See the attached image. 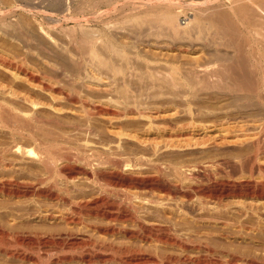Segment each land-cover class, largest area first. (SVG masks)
Segmentation results:
<instances>
[{
	"label": "bare ground",
	"instance_id": "bare-ground-1",
	"mask_svg": "<svg viewBox=\"0 0 264 264\" xmlns=\"http://www.w3.org/2000/svg\"><path fill=\"white\" fill-rule=\"evenodd\" d=\"M61 4L57 5L58 8L53 5V8L55 6L56 9L52 10L57 13L63 12L62 14H64L67 12L69 14L70 5L63 8ZM33 7L35 6L31 8ZM34 9L36 10V7ZM37 9L39 8L37 7ZM51 12L36 11L35 13L38 14H33L36 17H43V21L46 19L55 24L51 30L44 28L47 25L40 24L37 31L38 34L40 33V35L47 38L46 40H51L50 43L55 41L57 45L58 38H55L54 33L62 29L60 30L62 34L63 31L64 34H67L64 30L66 28L62 26L61 22L63 23L70 16L66 13L68 17L64 15L63 20L58 16L56 18L57 13L54 12L55 15H53V12ZM83 12L85 14L86 11ZM241 13L243 12L241 11ZM262 13L256 14L263 15ZM95 14L97 15L98 12ZM218 14L221 16V13ZM177 15L166 13L163 16V22H167L169 32H172L176 38L180 36L183 38L184 35L189 34V29L187 30V27H183L179 23V16ZM245 15H247V12L243 13V16ZM72 16L74 17V15ZM76 16L72 20L76 19ZM220 16L216 15L215 19L217 20H215V24L213 23L214 25L210 23L217 31V35L221 36L223 32L226 35V32H230L232 29L230 26L236 27L235 34L232 33V38H234L233 35L242 33H239L240 27H237L236 23V25L233 23L228 25L225 22L227 18L225 16L220 18ZM243 16L241 15L245 19L246 16ZM263 16H256L262 18L261 23L262 20L264 23ZM36 17L35 19H37ZM96 17L92 16L93 19H96ZM239 17L236 20H239L237 23L242 20ZM163 19L160 18V20ZM91 20L89 19L88 22ZM260 21L258 19V26L261 24ZM9 23L10 25L7 26L11 31L7 32L15 33L18 36L17 41L30 43L35 41L34 38L37 41L38 38L45 40L35 35L36 31L31 34L24 30L23 32L22 29H19L17 23L16 25ZM78 25L79 28L83 29V31L80 29L81 32H85V35L82 34L85 37L80 39H87L90 42V37L95 36H91L95 34L94 31L89 36L87 32L90 34L91 28H86V31L84 25ZM197 26L199 28L200 25ZM259 27H254V30L258 31ZM69 29L66 32L69 33ZM262 29L264 28L262 27ZM257 31L255 33L259 36L260 31H258L259 33ZM228 32L227 34H229ZM75 33L77 32L75 31ZM96 33L98 34V32ZM108 33L112 34L111 31L108 32V29L99 32L100 37L106 39L104 40L106 44L102 42L105 45L103 49L123 55L124 51L114 43L116 38L112 34L110 39L113 41L108 39ZM6 35L10 34L7 33ZM11 35L10 37H12ZM71 35L73 41L75 39L74 32ZM99 35L94 38L97 39L96 37H99ZM10 37L8 36L9 40ZM225 38V36L224 39L218 37V39L211 41V47L215 50L209 54L216 59L218 69L210 73L204 70V77L197 79V85L190 83L189 79L185 85L176 83L168 85V81L159 86L119 84L116 80L112 81L110 75L115 76V74L123 73L124 68L118 65L112 57L105 56L101 49L91 46L90 50L93 49L88 60L82 59V57L78 58L75 54H73L75 56L71 55L72 52H68V49H65L67 52L62 51V49L61 51L65 52L64 54L71 53L67 55L59 53L57 56H59L60 61L58 59L57 61L60 63L55 62L56 64H52L53 61H49L50 58L45 57V53L40 54L39 50H35L37 47L34 43L36 42L30 43L31 47L35 48L33 50L30 45H27V52L35 51L34 54H37V56L31 54L36 57V61L42 57L41 60L46 65V71L48 70L47 67L52 65L49 69L50 74L45 73L42 77L33 72H26L27 69L25 70L24 66L21 65H28L29 58L27 56L31 55L29 52L28 55L26 53V56H24L27 58L22 57L24 61L21 59L20 65H13V68H10L12 64L9 65L10 67L5 65L3 69L9 71L16 81L21 80L20 73L25 74L26 79L23 76L21 82L25 81L27 86H9L0 83V264L76 263V257L73 258L75 255L72 252L70 253V255H73L71 257L70 255L66 257V254L64 256L62 253L63 256L60 255L58 260L56 259L57 262H50V254H52V251L56 252L62 249H70L71 251L79 243L91 248L92 252L110 253V258H108L107 256L97 255L96 252L88 254L90 252L88 251V255L82 256L80 254L82 257L77 259L81 260L79 261L80 264H94L98 261V264L112 262L113 264H264V182H243L239 179H237L239 182L236 179L227 181L225 178H223L225 180H221L222 178L216 180L215 178L219 177V174L218 176L217 174H215L216 176L211 175L214 176L216 181H213L210 176L212 183L215 182V189L209 188L207 193H204L209 198L207 199L208 202L206 200V202L202 200H196L195 202L193 201L195 195H190L192 193L187 194L182 190L185 193L183 194L176 191L177 188H180L178 187L179 182L182 185L184 181L190 180L193 182L192 179L195 180L194 178L197 176H200L199 179L204 178L205 175H200L202 172L207 173L210 171L211 174V171H215L214 173L218 171V173L222 172L220 175H225V170H229V174L232 175L231 171L235 170L232 173L237 172L238 168H259V171L264 172V158H261L257 153L260 143L264 141V74L261 71L262 76H260L262 78L257 79L258 76L254 78L253 63L251 65L249 64L250 61L241 58L242 55L246 56L245 51L243 53L240 50L244 48L241 47V41H229ZM247 39L249 41V38ZM263 39L264 36L260 40ZM258 42L260 41L258 40ZM247 44L250 45V42H247ZM258 45L260 46V43ZM219 48H226L227 51L228 49H235L239 56L237 55L235 58L232 53H225L226 50L223 49L225 51L223 52ZM255 48L253 47V50ZM164 49H172V47L168 46ZM43 50H46V48H43ZM253 50V53H250L251 55L254 54ZM240 52L243 54L241 55ZM259 53L258 51L257 54L259 55ZM60 54H63V56H60ZM260 54L263 57L264 53ZM256 57L254 59L258 61L259 59ZM26 59H28L27 62ZM246 62L252 66V70L247 69ZM262 63L259 61L257 65H263ZM44 64L42 66H45ZM83 66L88 67L84 69ZM195 66L200 67V64L196 63ZM34 68H32L33 71ZM254 70L257 69L254 68ZM37 72L39 71L37 70ZM66 75L69 77L68 84L62 85L59 79ZM55 84H58L59 87H56ZM212 93L227 98L228 101L224 99L222 100L225 101L224 104L222 102L221 105L216 104L214 107L210 106L209 102H203L205 95L207 97L208 94ZM166 109L172 110L174 113L176 111L175 115L173 113L172 116L170 115L171 120V117L176 115L178 119L187 118L184 120L187 121V124L184 125L183 121L185 127L188 125L191 127L196 126V123L200 124L199 127H203L205 124L213 123L216 119L229 121V123L233 119H241V122L246 123L253 122L258 130L256 136L260 141L237 143L235 144L236 151L222 148L225 144L222 146L220 144V147L214 146V144L213 147H208L207 142H205L207 149H202L205 152L207 151L206 154L210 153V156L206 155V157L203 154L205 157L200 160L199 158L197 160L191 159L193 161L179 164H176L172 159L167 160V157L163 158L166 160L164 161L161 154L167 155V153H173L176 150L181 151L187 145L182 146L180 143L176 145L172 142L173 145L171 142H166L162 147V143L154 142L155 139L153 143L145 139L147 138L145 137L146 132L154 128L157 119L154 113L164 112ZM205 144L198 145L206 148ZM190 145H192L191 142L188 143L187 147ZM249 145L254 148L253 154L249 151ZM159 157L163 162L160 161ZM167 161L169 162L165 165L164 163ZM162 163L166 169L169 168L170 174L172 172L175 174H173V177L176 176V179L173 178L175 182L178 179L177 186L169 180V182H172L171 184L175 185L176 189L174 190L171 189V185H162L166 182V180L164 182L161 180L164 179L160 175L164 168ZM169 170L168 172H170ZM153 171H158L160 176L158 178L154 177L156 174L154 173L153 176ZM206 176L208 175L206 174ZM171 177L169 178L172 179ZM196 180L198 179L196 178ZM207 181L209 182V180ZM184 186L186 188L187 184L185 183L183 188ZM78 187L85 189L77 191ZM124 187H130L135 191L140 189L141 192L143 190L145 195L133 191V195L129 193L123 195L125 198L121 203L111 201L112 198H109L111 197L109 196L110 191L115 189L122 195L121 192L123 191L120 190ZM110 188L112 189L109 190ZM195 188L194 190H198V186ZM144 189L147 192L150 190L153 195L150 196V191L148 195ZM199 190L202 189L199 187ZM178 191H181V189ZM202 191L200 192L202 193ZM186 192L189 191L186 189ZM196 192L194 191V193ZM198 192L197 194L200 193ZM162 193L165 195L162 196ZM177 194H180V196ZM200 194L199 196H203V194ZM176 195L179 196L178 199ZM226 195L233 199V202L229 199L230 202L227 203ZM12 203L17 204L14 208L22 212L20 215L5 211L11 210ZM144 207H147L145 212L147 214H151V209L161 210V224L158 220L157 231L149 227L153 218L152 214L151 219L149 216L148 218L140 216V210ZM81 215L84 216V219ZM90 217L96 220L94 219V222L90 221ZM85 218H88L89 221L85 222ZM153 222L155 223V221ZM127 223L131 224L132 227H126ZM154 223L152 225L156 227L158 223L157 225ZM76 225L78 228L75 227ZM82 226H85L84 231H82ZM170 230L174 233L170 232L172 233L170 234L168 232ZM163 231L169 234L162 233ZM118 240L129 243L119 247L114 245L115 241ZM147 245L150 250L146 249L148 248ZM27 247L40 253L38 260H34L35 257L33 259L34 254L32 251H30L32 252L31 255L27 252L29 250H24ZM150 247L154 248L155 253L151 252ZM172 251L179 254H173ZM80 255H77V257H80Z\"/></svg>",
	"mask_w": 264,
	"mask_h": 264
},
{
	"label": "rangeland",
	"instance_id": "rangeland-1",
	"mask_svg": "<svg viewBox=\"0 0 264 264\" xmlns=\"http://www.w3.org/2000/svg\"><path fill=\"white\" fill-rule=\"evenodd\" d=\"M0 1H1L0 2V34L4 33L2 35L5 37L4 38L2 35H0V65H2V66H0V71H1L0 72V83H3L5 85H9V86L10 85H16V86L17 85H26L27 86V83L25 81L21 82V80H23L22 79L23 76H24V79H26L25 74L20 73L21 80L16 81L14 79V77L11 76L9 71H8L9 72L8 73L5 69H3V68H5V65L9 66L12 64L11 65L12 67L9 66L10 68H13V65H20L21 61L22 60L24 61L23 58H27V57L29 58V61H28V59H26V62L28 61L27 64L29 66L26 64H21L22 66H24L23 68H25V70L27 69L26 72H30V73L33 72L39 77L44 76L45 73L50 74L49 69H51L52 65L48 66L50 68L47 67L48 70L46 71V65L42 62L43 60H41L42 57H40V59H37V61H36V59H35L36 57H33V54L35 53V51L34 52L28 51L30 54L33 53L31 55H28L29 53L27 52L26 47H27V45H30V43L33 44L34 42H36V43H34V45L37 48H35V47L32 48L31 45H30V47L33 50H34V48H35V50H39L40 54L45 53L46 54L45 57H47L48 59L50 58L49 61L50 60H51V62L53 61L52 64L55 62H58L57 59L59 60V56H57V55L59 53H63L62 51H66L67 49H68L67 50L68 52L69 51L72 52V53L70 52L71 55L75 54L76 57H78V58L82 57V59L85 58L86 60H88L90 58V55H91L90 54L91 50L93 48L97 47V48L102 50V52H103V54H105V56L112 57L118 65H120L124 68L123 73L115 74V76L113 74L110 75L111 80L112 81L116 80L119 84L127 83V84H131L133 86H140V85H142V86H159V85L167 83L166 81H168V83H167L168 85H172L173 83H176L179 85H182V84L185 85V83L189 79L190 83L197 85V83H196L197 79H199L200 77H204V74H203L204 70H207L210 73V72H214L218 69V66L216 64V62H217L216 59H214L213 56L211 57L209 54L210 52H213L215 50L214 48L211 47V41L215 40L216 38L218 39V37L219 38L222 37L224 39V36H225L226 40H229V41L230 40H232V41L238 40L239 42L241 41L240 43H242V44L244 43L243 45L241 44V47L242 48L244 47V48L240 49V50H242L243 53L245 51V55L247 57L242 55L243 53H241V52L240 53L242 56L241 55L240 56H241V58L243 57L242 60L247 59L248 62L250 61L249 64L252 65V63H253L252 66H254L253 67L254 78H255V76H258L257 79H261L262 74H264V69H263L264 68V54H263L264 53V46H263L264 44H262V43H264L263 42L264 39L260 40L264 36V29L261 30L262 27L264 28V26H263L264 23H263V20L261 23L260 20L262 18L261 19L259 18L260 16L262 17L264 15V10H263L264 9V5H263L264 0L263 1L262 0H67V1L66 0L65 1L60 0L58 2L56 0H34V1L33 0H31V1L30 0H0ZM63 1H64V3H63ZM42 2H44V3H42ZM55 3H57V4H55ZM59 3H62L61 5H63V8H66L65 7L66 5H70L69 14L67 12H65L64 14H62L63 12L62 13L59 12L60 13L59 14V13L52 10L55 8V6L53 8V5H56V8H58L57 5ZM94 4H96V5H94ZM32 6H35L36 10L34 9L35 7L31 8ZM49 6H51V7H49ZM91 6H92V8H91ZM37 7L41 11H48V12L50 11L51 12V10H52L53 15H55L57 13V15H55L56 18L58 16V18L63 19V20H64L63 17L67 16L66 13L68 14V16H70V17L67 16L69 21H68V19L64 20L63 21L64 24L61 22L62 26L64 28H66L64 30H65V33H67V34H64V31L62 34V31H60L62 29H60L58 31L59 33L58 32L54 33L55 38L56 39L58 38L56 41V42H58L57 45L55 44V41L50 43L51 40L48 41L49 39L46 40L47 38L40 35V33L38 34L37 30L39 29L40 24H43L44 26L47 25L46 27H44V26L43 27L46 29H50V30L53 29L52 26L55 24L51 23V21L49 22L46 19H45L46 22L43 21L44 20L43 17H42L43 19L41 17H36L33 13H35L36 11L41 12L39 9H37ZM82 7H84L85 9L84 8L81 9ZM72 8L75 10H73ZM77 8H78V10H77ZM245 8H246V10H245ZM249 9H250V11H249ZM33 10H35V11H33ZM82 10L86 11L85 14H83L84 12ZM87 10H90V11L88 12ZM241 11L243 13L247 12V15L248 14L249 15L248 16L245 15L246 16L245 17V16H243V13H241ZM54 12H55V14H54ZM87 12L91 15H89ZM97 12H98V14L96 15L95 13H97ZM216 12L221 13V16L218 13L216 14ZM70 13H72V14H70ZM166 13L171 14V15H173V14L177 15L178 14L177 16H179V18L178 17L177 18H178L179 23L183 27H187V30L189 29L188 30L189 34L184 35L183 38H181V36L179 38L178 37L176 38V36L174 34H172V32H169V29H168L169 27H168L167 22H163L164 21L163 16L166 15ZM239 13H241V14H239ZM256 13L257 14L262 13L263 15H257ZM35 14H38V13H35ZM86 14L88 15V17ZM72 15H74V17ZM84 15H86V16H84ZM216 15L218 17L220 16V18L225 16V18H227L225 22L228 23V25L229 24L232 25V23L234 25L237 24V27H240L239 33L242 32L241 33L242 35L240 34L241 35L240 36V35L236 34V35H233L234 38H232V33L235 34L234 33V31L236 30L235 26L234 27L230 26V28L232 27V29L230 30V32L227 31L229 34H227V32H226V35H225V32H223V34H221V36L217 35L218 34L217 31L215 30L214 26H212L215 24V22H216L215 20H217V19H215ZM241 15L243 17H245V19L242 18ZM75 16H76V19L72 20L73 18H75ZM92 16L93 17L97 16V17H96V19L95 18L93 19ZM238 16H240L239 18L242 19L241 21L243 23L241 21H240V23H242L243 25L240 23H237V22H239V20L236 21ZM256 16H259V17H256ZM35 17L37 19H35ZM40 18H41V20H40ZM83 18H85V19H83ZM160 18L163 20H160ZM202 18L204 21L202 20ZM209 18H212L214 20H210ZM220 18H218V19H220ZM77 19H79V20H77ZM89 19L90 20L92 19V20L88 22ZM194 19H195V21H194ZM208 19H209V21H208ZM258 19H259L260 23L262 24V25L260 24L261 26L259 25L261 28L258 26V24H259ZM83 20H84V22H83ZM93 20H95V21H93ZM256 20H257V22H256ZM9 22H11V25L12 24L16 25V23H17L18 27H20L19 29L20 30L22 29L21 31L24 30L26 32H29L30 34L34 33L36 31L37 33L35 32V35H37L38 37L40 36L42 39H45V40H40V38L37 37L38 41L36 38H34L35 41H32L30 43H25V42L22 43L19 40L17 41L18 36L15 35V33L13 34V32H7V31H11L8 29L9 27L7 26V25H10ZM33 23H34V26H36V27L33 26ZM49 23L51 24V28H50ZM78 24L84 25L85 29L86 28L89 29V27H90L91 28L90 34H89V32H87L88 34L87 33L86 34L90 36L91 33L94 31L93 33H95V34L92 33L93 34V35H91L92 37L94 35L95 36L99 35V32L101 30H105V29L107 30L108 29V32L111 31L114 38H116L114 40V43H116V45L121 50L124 51L123 55L114 53L108 49L107 50L103 49V46H105L104 44H106L104 42V40H106V39L105 38L102 39L100 37V35H99V37H96L98 40L94 38L95 36L93 38L90 37V39H91V40L89 39L90 42L87 39L82 40L83 37H85V36H83V35H85L84 34L85 32H83V33L81 32V30L83 31V29L79 28ZM188 24H190L192 27ZM256 24L259 27V29L261 30L260 31L258 29V31H260V33L257 30H254L255 28H258L256 26ZM197 25H200L201 27L199 26V28H198ZM211 27L213 28V30ZM29 28H31L32 30ZM73 28L77 33H75ZM68 29L70 30L69 33L72 34L74 32L73 36L75 39L73 41H72V37H71L72 35L69 34L68 32H66ZM86 31H87V29H86ZM256 31L260 34L259 36L256 35V33H255ZM96 32H98V34ZM7 33H9L10 35L12 34L11 35L12 37H10V35H8L10 37V40H9L8 36L6 35ZM112 34L108 33V35H109L108 39L112 38ZM228 35H229V37H227ZM237 35H238V37H237ZM246 37L249 38V41ZM11 38H16V39H14L15 40L14 41ZM80 38H82V39H80ZM244 38L247 40H245ZM242 39H244V40H242ZM110 40H112V39H110ZM258 40L260 41V42H258V43H260V46L257 43ZM74 41H76V42L74 43ZM252 41H253V43H252ZM255 41H256V43H255ZM261 41H262V43H261ZM37 42H39L40 44L43 43V44H41L43 46H41L38 43L42 48L37 44ZM247 42H250V45L247 44ZM251 43H252V45H251ZM254 43L257 45H255ZM16 44H18V45H16ZM50 44H53V45H50ZM34 45H32V46H34ZM248 45L251 47L253 46L254 48L255 47H257V48H255L253 50V47L249 48ZM90 46L93 47L91 50H90ZM168 46L172 47V49H164ZM203 47H205V48L203 49ZM43 48L44 49L46 48V50H43ZM259 48H261V49H259ZM219 49L223 52H225L224 50H226L225 53H227V52L228 53L230 52V54L232 53L233 56L235 55L234 56L235 58L237 55L239 56L238 52L235 49H232V50L228 49V51L226 48H222V49L219 48ZM251 49L254 51V54H256V55H254V54L253 55L255 57L257 56L256 58L259 59L258 61H257V59H254L255 57L253 55L250 54L252 52ZM255 51H256V53H255ZM258 51L263 54V57L260 53H259V55L257 54ZM235 52H237V53H235ZM70 53H66L64 55H67ZM25 54L28 56L24 57V56H26ZM63 54L62 55L60 54V56H63ZM34 55L37 56V54H34ZM75 55H73V56H75ZM47 58H46V60H48ZM39 60H40V62H39ZM247 60H245V61H247ZM259 61H260V63L263 62L262 63L263 65H261V64L257 65L259 63ZM7 62H8V64H7ZM248 62H246L245 64L247 65V69L249 68V71H250V70H252V66L247 64ZM58 63H60V62H58ZM196 63H199L200 67H196L195 66ZM42 64H44L45 66H42ZM256 66H258V67H256ZM85 67H88V66H85ZM85 67L83 66L84 69H85ZM32 68H34L35 72L32 70ZM254 68L257 69L256 70L257 72L254 70ZM258 69H259V71H258ZM37 70L39 72H37ZM103 70H105V69H103ZM44 71H46V72H44ZM261 71L263 72L262 74H261ZM256 73H259V74H256ZM12 79H14V80H12ZM68 79H69V77H67V75H66V76L60 77L59 81H61L60 83H62V85L68 84V81H69ZM55 85H56V87H59L58 84H55ZM203 97H204V95H203ZM205 97H206V95H205ZM204 98H203V102H206V103L209 102L208 104H210V106H213V107L216 104H220L222 102L224 104L225 101H222V100L227 99V98H222L220 96H217V94H215V93H212L210 95L208 94V96L205 98V100H204ZM226 101H228V99ZM211 104H213V105H211ZM168 110L169 109H166V111H164V112L160 111L159 113H154V115L157 116L156 117L157 119L155 120L154 128L151 129L150 131L146 132L145 137H147V138H145V137L144 138L147 139L150 143H153V140L155 139L156 141L154 140V142L162 143V147L164 146V143H166V142L167 143L171 142V144L175 143L176 145L177 144L179 145V143H180V145H182V146L183 145L185 146L186 144L188 145V143L190 144V142H191L192 145H190L188 147L186 145V147L181 150L182 152L176 150V152L167 153V155L161 154L162 159L164 157L165 158L167 157V160L172 159V161L176 162V164H179L181 162L185 163L186 161L190 162V161H193L194 159L197 160L198 158L200 160L201 158H204L206 155L210 156V153L206 154L207 151L205 152L203 150V149H207L206 144L208 145V147H210V146L213 147L212 146L213 144H214V146H218V147H220V144H221V146L225 144L224 147H222V148H226V150L228 148V150L231 149L230 151H236L237 148H235L236 147L235 144H237V143H240L242 141H246L249 143L250 141H253V140H256L258 142V140H259L258 136H256L258 130L256 129V125L253 122H247L246 123V122H241L240 121L241 119L240 120L239 119H233L230 121L231 123H229V121L227 122V121H223L222 119H216L213 121V123L205 124V126L203 125V127L202 126L199 127V125H200L199 123H196L197 124L196 126L193 125L191 127L190 125H188L185 127V126H183V121L186 120L187 118L184 119L185 117H183V119L179 118L180 119L179 120L177 118V115H176V116H174L175 118L171 117L172 118V120H171L170 115L171 116L173 114L175 115L176 111L174 113V111H172V110L168 111ZM173 119H175V120H173ZM180 122H182V123H180ZM179 124H181V125H179ZM185 124H187V121H184V125ZM182 127H184V128H182ZM148 138H150V139H148ZM205 142H207V143L205 144ZM183 143H185V144H183ZM198 144H205L204 146H206V148L202 147V146L200 147V145H198ZM193 145H196L198 147L193 146ZM193 149H195V150H193ZM183 150H184V152H183ZM249 151L251 152V154L254 153V148L251 147L250 145H249ZM257 153L260 155L261 158H264V141H262L260 143L259 148L257 150ZM203 154L205 156H203ZM159 159H160V161L162 160L160 157H159ZM191 159H193V160H191ZM164 161H166V160H164ZM161 162H163V161H161ZM168 162L169 161H167L164 164L167 165ZM174 162H171V163H174ZM164 164L162 163V165H163L162 167L165 166ZM240 169H242V168H240ZM240 169L238 168V170H236L237 172H234V173H232V171H235V170H232L231 171L232 175L229 174L230 173L229 170L228 171L225 170V172H224L225 175H220V174H222V172L218 173V171L216 173H214L215 171H211V174L209 173L210 171L207 173L202 172L203 174L201 173L200 175H203V176L205 175L204 178L201 176L202 180L199 179L200 176L199 177L197 176L196 178L198 180H196V178H194L196 180V182H194L195 180L192 179L193 182H191L190 180L184 181V183L182 185H180L181 182H179V185L176 184V183H178V181H177L178 179L175 182L176 176L173 177V174H174L173 172H172V174H170L171 171L169 170V168L166 169L164 167L162 171L164 173H165V171H167V173H165V175H164V173L161 171L160 173H162V174H160V175L162 176V178H164V179H161V180H163V182H164V180H166V182H164L162 185H171L172 186L171 189H173V190L176 189L175 185L176 186L178 185V187H180V188L176 189L177 192H182V190H183L187 194L192 193L190 195H192V196L195 195V198H193V201L196 202V200H199V201L200 200H202V201L206 200L207 201V199H209V198H207V196L205 194L207 193L209 188L215 189V182H214V184L212 183L211 177H212L213 181L220 180L222 178L221 180L226 179L227 181H233L235 179L236 180L239 179V181H243V182H252V183L253 182L255 183L256 181H257L256 183L264 182V174H263L264 172L262 173L261 170H260L261 171L260 172L258 170L259 168H257V169H255V168H253V169L246 168L245 169L244 168L242 170H240ZM168 170L170 172H168ZM156 172L153 171L152 175L154 176L156 174L154 177L158 178L160 175H158V171H156ZM206 174L208 176H206ZM215 174H217V176L219 174V177L215 178L216 180L214 179V176H211V175H215ZM171 175H172V177H171ZM165 176H168V177H166L168 179H166ZM236 176H237V178H236ZM169 177H171L172 179L175 178V179H173L174 181L172 179H170ZM205 177H207L206 179L209 180V182L205 179ZM223 178H225V179H223ZM246 179H248V180H246ZM169 180L174 182L175 185L171 184L172 182H169ZM210 180H211V182H210ZM239 181L237 180V182H239ZM187 182H189V183H187ZM185 183L187 184V187L185 188V186H186L185 185L183 188V185ZM173 185H174V187H173ZM193 186H195V187L198 186V188H197L198 190H194L196 188L195 187L192 188ZM199 187L202 190H204L205 192L202 190H199ZM84 189H83V187L82 188L78 187L77 191H79V190L81 191ZM111 189L112 188H110L109 190H111ZM123 189H126V190H123ZM180 189H181V191H178ZM186 189L189 192H186ZM112 190L109 193L110 194L109 196H111L109 198L110 199L112 198L111 201H115L118 203H121V201H123V198H125L123 195H126V193L133 195L134 194L133 191H135L134 189L132 190L130 187H126V188L124 187L120 190V191H123V192H121L122 195H120V192L118 190H115V189H114V191H112ZM128 190L129 191L131 190L132 193H131V191L129 192ZM144 190H146V189H144ZM124 191H125V193H124ZM149 191L150 190H148V192H147V190H146L148 195L151 192V191L150 192ZM194 191L195 192L196 191L197 192L202 191V193L201 192L200 193L203 194V196L198 192L201 195V196H199V194H197V192L194 193ZM135 192L140 193L141 191L139 189V191L137 190ZM142 193H143V190H142L141 194ZM159 193H157V194H159ZM185 193H183V194H185ZM143 194L145 195V193H143ZM147 194H146V196H148ZM163 194L164 193H162L161 195L164 196L165 194L164 195ZM151 195H153L152 192L150 193V196ZM177 195L180 196V194H177ZM179 196H177V199L179 198ZM205 197H206V199H205ZM226 198H227L226 199L227 203L230 202V200H232V202H233V199L228 197V195H226ZM12 206L13 207L11 208V210L9 209V210H5V211L10 212V213H14V214H18V215H20L22 213L21 211H18L16 208H14L17 206V204L12 203ZM62 208H64V207H62ZM14 209H16V210H14ZM146 210H147V207H144L143 209H141L140 211L142 213L140 212V216L141 217L143 216L146 218H148V216H149L151 219L152 218L151 214H152L154 219L153 218L151 219V221H150L151 223L149 224V227L152 230L157 231L158 230L157 227L159 226V223L161 224V222H160V218H161L160 215H162L161 210L151 209V214L145 213ZM174 214H175V212H174ZM81 216H82V218L84 217L83 215H81ZM90 218H89L90 221H93L95 219V218H91V219ZM85 220L84 221L87 222L88 218H85ZM158 220H159V223L157 222ZM153 221H155V223ZM96 222H100V221H96ZM103 222H105V221H103ZM156 222L158 223V225ZM153 223L157 226L155 227L154 225H152ZM127 224L128 225H126V227H128V226H129V228L132 227L131 224L130 225H129V223H127ZM75 227H77V225ZM152 227H154L155 229ZM84 228H85V226H82V231L85 230ZM172 230H174V229H172ZM174 231L170 230L168 232L174 233ZM85 232H83V233H85ZM168 232L166 233L165 231H163L162 233L169 234ZM172 233H170V234H172ZM113 243H114V241H113ZM128 243L129 242H127V241L124 242L122 240L121 241L118 240V241H115L114 245L122 247V246H124V244L126 245ZM130 243H133V242H130ZM82 245L85 246L83 243H79L75 248L71 249V251H70V249H67V250L62 249L63 251L58 250L56 252L52 251V254H50V256H51L50 262H52V261L57 262L58 257L60 255L63 256L64 254H66V257H67L72 252L73 255H75V256H73L71 254L70 257L71 256H73V258L76 257L75 258L76 263L73 262L70 264H77V262H78V264H80L79 261H81V260H77V259H80L83 255L85 256V255H88L92 252L91 248L86 247V246H85L86 247L85 248ZM149 246H151V245L149 244ZM146 247H148V245ZM150 248L152 250L151 252L155 253L154 248L153 247H150ZM78 249H81V250L79 251ZM146 249L150 250L149 247ZM24 250L25 251L29 250L27 252L30 253L31 255L33 252L34 255L32 257H33V259L35 257L34 260L39 259V257H40L39 252H35L28 247L24 248ZM30 251H32V252H30ZM88 251H90V252H88ZM85 252H86V254H85ZM87 252H88V254H87ZM94 252H96V251H94ZM94 252H92L91 254H93ZM100 252L101 251H97L96 254L101 255V256L103 255L105 257L107 256L108 258H110V253L104 254L103 252H101V253ZM62 253H63V255H62ZM172 253L176 254V255L179 254L177 252L174 253L173 251H172ZM80 254H82V256ZM77 255H80V257H77ZM34 263L35 262H31L29 264H34ZM98 263H99V261L97 263H94V264H98ZM81 264H85V263H81ZM103 264H113V262L112 263H103Z\"/></svg>",
	"mask_w": 264,
	"mask_h": 264
}]
</instances>
